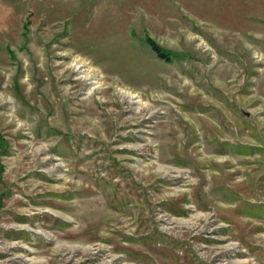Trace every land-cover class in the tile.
<instances>
[{"label":"rangeland","instance_id":"obj_1","mask_svg":"<svg viewBox=\"0 0 264 264\" xmlns=\"http://www.w3.org/2000/svg\"><path fill=\"white\" fill-rule=\"evenodd\" d=\"M0 264H264V0H0Z\"/></svg>","mask_w":264,"mask_h":264},{"label":"trees","instance_id":"obj_2","mask_svg":"<svg viewBox=\"0 0 264 264\" xmlns=\"http://www.w3.org/2000/svg\"><path fill=\"white\" fill-rule=\"evenodd\" d=\"M148 43L151 45L152 49L157 53L158 57L165 61H170L172 54L165 51L160 46H158L153 40L149 39Z\"/></svg>","mask_w":264,"mask_h":264}]
</instances>
